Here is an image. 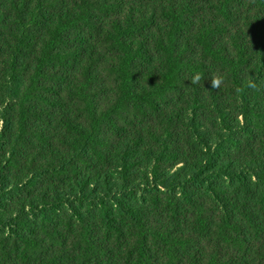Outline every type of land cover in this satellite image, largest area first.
<instances>
[{
    "label": "trees",
    "instance_id": "obj_1",
    "mask_svg": "<svg viewBox=\"0 0 264 264\" xmlns=\"http://www.w3.org/2000/svg\"><path fill=\"white\" fill-rule=\"evenodd\" d=\"M0 264H264V0H0Z\"/></svg>",
    "mask_w": 264,
    "mask_h": 264
},
{
    "label": "clouds",
    "instance_id": "obj_2",
    "mask_svg": "<svg viewBox=\"0 0 264 264\" xmlns=\"http://www.w3.org/2000/svg\"><path fill=\"white\" fill-rule=\"evenodd\" d=\"M202 80V77L200 74H195L193 77L190 79L191 85H197L200 84ZM223 83V78L218 75H212L210 76V85L213 89H219ZM247 87L252 90L257 89V84L255 83L254 80L249 79L247 81Z\"/></svg>",
    "mask_w": 264,
    "mask_h": 264
}]
</instances>
